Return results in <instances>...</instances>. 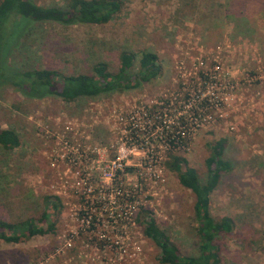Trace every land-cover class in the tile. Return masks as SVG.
<instances>
[{
  "label": "rangeland",
  "instance_id": "374dc122",
  "mask_svg": "<svg viewBox=\"0 0 264 264\" xmlns=\"http://www.w3.org/2000/svg\"><path fill=\"white\" fill-rule=\"evenodd\" d=\"M119 1L120 11L104 24L29 25L27 39L8 57L17 67L74 74L89 73L98 61L113 71L120 51L135 55V70L148 50L160 74L125 92L70 103L0 86V127L20 139L12 151L0 150V220L39 218L44 196L59 199L49 216L52 232L0 239V264H159L157 247L142 235L148 214L181 254L196 253L193 196L165 161L168 151L183 156L203 180L208 144L219 138L232 169L209 206L213 217L228 216L233 225L216 239L221 261L264 264V0ZM206 86L219 101L208 110L212 120L168 141L193 111L186 100ZM131 110H147L152 124L139 117L140 126L125 131L120 117ZM161 112L173 122L160 131ZM64 142L86 156L62 160ZM122 155L121 168L108 178L101 169Z\"/></svg>",
  "mask_w": 264,
  "mask_h": 264
},
{
  "label": "trees",
  "instance_id": "16d2710c",
  "mask_svg": "<svg viewBox=\"0 0 264 264\" xmlns=\"http://www.w3.org/2000/svg\"><path fill=\"white\" fill-rule=\"evenodd\" d=\"M120 8L119 0H66L64 6H43L34 0H0V86L7 85L29 99L53 96L70 103L83 98L95 99L125 92L149 82L160 74V65L156 54L148 50L140 53L135 70V55L128 51L119 52L118 64L113 71L103 61L93 64L89 73L74 74L48 68L17 67L8 61L12 51L23 39H27L31 24H104ZM203 78L207 79L206 76ZM19 145L20 139L14 129L0 127V150L12 151ZM223 145V138L208 144L209 154L204 160L203 180L199 179L195 169L183 156L168 151L165 167L175 174L179 185L193 196L192 217L197 248L194 254H181L154 217L144 215L142 235L157 247L159 264H225L221 261L216 239L231 231L232 220L228 216L213 217L209 206L210 195L222 174L232 169L231 162L223 157ZM42 205L43 211L39 218H26L17 223L0 220V239L17 242L52 232L53 220L49 216L59 208V199L56 196H44Z\"/></svg>",
  "mask_w": 264,
  "mask_h": 264
},
{
  "label": "built area",
  "instance_id": "2783aa9c",
  "mask_svg": "<svg viewBox=\"0 0 264 264\" xmlns=\"http://www.w3.org/2000/svg\"><path fill=\"white\" fill-rule=\"evenodd\" d=\"M214 69H217V66L214 67ZM204 76L207 77L206 80H209L211 78L210 75L207 76L206 73H203ZM209 82H212V80H209ZM206 95V96H205ZM184 106L186 108H190L193 110L191 113H188L184 117V122L179 123L178 127L175 128V132L172 135V137L169 140L172 141H178L179 139L183 138L185 133L187 134H193L194 131L201 126H203L206 123H209L212 120V116L208 112V110L215 108L217 109L219 106V101L216 96H213V93L208 90V87L206 86L205 92L202 94H199L196 96V100H186ZM185 112H177V116L181 115V113ZM143 118L145 120L144 123L151 125L152 122L150 121V116L147 110L145 111H138V110H131L127 116L120 117V119H125L124 126H126L125 131H130L131 128H137L140 126V123L138 122V118ZM158 125L155 127H158L159 130L166 128L169 126L168 123L171 124L172 119H165V113L161 112V114H158ZM178 123V122H177ZM131 134V133H130ZM63 148L65 150V156L62 158V160H67L72 163H77L80 158H84L86 156L85 150H81L80 154L76 155L78 152V148L74 146L73 144L69 145L66 142L63 144ZM70 152V156L69 153ZM125 155L122 156H116L114 160H111L109 164L105 165L101 171L103 174H109L108 178H110V175L115 176V172L117 169H120L122 164L120 158H123ZM112 175V176H113ZM114 179V178H113ZM86 213V212H85Z\"/></svg>",
  "mask_w": 264,
  "mask_h": 264
}]
</instances>
